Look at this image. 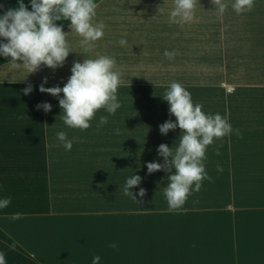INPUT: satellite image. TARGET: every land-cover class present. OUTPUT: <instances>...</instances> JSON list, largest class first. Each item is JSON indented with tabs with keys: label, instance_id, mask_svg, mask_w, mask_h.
<instances>
[{
	"label": "crops",
	"instance_id": "obj_1",
	"mask_svg": "<svg viewBox=\"0 0 264 264\" xmlns=\"http://www.w3.org/2000/svg\"><path fill=\"white\" fill-rule=\"evenodd\" d=\"M23 3L31 11L30 0ZM96 3V21L106 28L95 53L116 59L124 83L117 93L121 108L114 115L98 111L89 129H69L63 123L62 93L57 98L39 91L45 78L44 87L63 88L73 62L95 55L83 53L70 22H57L69 34L73 51L62 68L41 66L28 74L10 69L9 61L0 56V199H11L0 209V252L6 264H92L93 256L100 257V264H264V110L258 104L264 96L253 107L251 96L238 98L237 110L228 111V102L222 111L214 109V98H200L192 89L194 102L210 106L202 111L226 117L243 138L233 132L209 146L205 168L212 182L205 180L198 193L193 191L186 213H170L163 191L146 190L140 198V184L131 189L141 201L135 203L123 194L127 179L150 162L163 164L159 146L152 145L175 148L181 135L179 128L160 133L161 124L175 122L169 112L139 111L138 73L143 67L138 63V43L132 42L141 40L135 33L142 30L139 25L151 29L153 23H169L172 0ZM18 4L19 0H0V16ZM163 34L167 50L171 38ZM122 38L127 40L123 47L118 44ZM128 40L134 45L128 47ZM261 81L257 87L264 89ZM29 84L33 90L24 95ZM231 87L225 86L228 95ZM43 103L51 105L50 112L37 110ZM101 115L108 123L97 128ZM140 128L160 140L139 143ZM60 131L72 141L70 151L57 139ZM16 213L20 219H12Z\"/></svg>",
	"mask_w": 264,
	"mask_h": 264
},
{
	"label": "clouds",
	"instance_id": "obj_2",
	"mask_svg": "<svg viewBox=\"0 0 264 264\" xmlns=\"http://www.w3.org/2000/svg\"><path fill=\"white\" fill-rule=\"evenodd\" d=\"M31 11L19 0L18 8L8 9L0 16V56L5 57L10 69L24 70L28 74L36 73L41 66L56 70L62 68L71 50L66 34L58 21L70 22L71 33L77 35L79 46L83 53H95L97 44L105 35L106 25L96 21L98 4L96 0H30ZM199 0H172L169 12V23L181 27L195 22ZM214 5L217 16H223L229 7V0H210ZM200 4V3H199ZM255 0H233L231 8L238 14L251 12ZM160 10V8H159ZM120 46H126L127 40L120 39ZM164 56L169 60L175 56L174 52L165 50ZM28 76V75H27ZM123 71L118 68L114 57L107 54L95 53L92 58H85L83 62L75 61L71 67V76L63 88L54 86L44 87L47 78L39 86L41 93H47L59 98L62 109L63 123L69 129L80 131L91 127V121L100 110L108 115H114L121 108L118 102V88L122 86ZM25 80V79H24ZM32 85L23 89L24 95L32 92ZM168 102L169 115L174 116L159 126L162 135L169 131L181 130L178 146L169 148L166 144L159 145L157 151L163 158V164L148 163V174L158 171L168 173L169 183L163 188V195L167 201L170 213H186L185 204L193 191L199 192L203 181L212 182L205 168L207 150L214 141L222 140L235 132L238 138H243L239 129H233L229 120L220 114H206L203 106L195 103L188 90L178 82H171L162 96ZM51 111L49 103L37 105V110ZM108 123V117L101 115L97 128ZM118 131V130H117ZM57 139L65 150L72 149V141L67 139V133L60 131ZM219 155V149H215ZM175 173L172 174V170ZM219 170V169H218ZM139 175L127 179L123 194L129 196L139 204L131 189L141 183ZM140 198L146 195V190L140 188ZM11 204L10 198L0 199V209ZM16 213L12 219H20ZM112 249H117L115 243ZM34 255V254H33ZM0 264H6L4 253L0 252ZM92 264H100V257L93 256Z\"/></svg>",
	"mask_w": 264,
	"mask_h": 264
},
{
	"label": "rangeland",
	"instance_id": "obj_3",
	"mask_svg": "<svg viewBox=\"0 0 264 264\" xmlns=\"http://www.w3.org/2000/svg\"><path fill=\"white\" fill-rule=\"evenodd\" d=\"M232 2L229 0V7L221 17L216 15L210 0L200 1L195 22L184 27L153 23L149 25L151 30L139 25L142 30L135 33L138 32L136 34L141 40H132L138 43V63L140 69L143 67L138 73L139 111L160 115L169 112L168 102L162 96L173 81L183 85L189 92L196 90L200 98L207 97L208 101L214 98L217 101L214 102V109L222 111L226 110L228 102L232 104L228 111L237 110L238 98L244 101V97L251 96L253 107L259 96H264V89L257 87L261 80L264 81V0H255L253 10L240 15L231 8ZM159 11L161 17L162 10ZM163 33H169L171 38L167 48V51L175 53L171 60L164 56ZM198 35L201 39L195 40ZM128 41V47L134 45L131 40ZM226 85L232 86V94L225 92ZM258 104L260 110H264V97ZM259 108L255 107L254 111ZM202 110H210V106H203ZM143 132L146 130L140 128L139 143L160 140L156 139L154 133ZM151 136L154 140H149ZM138 170L142 178L140 188L163 191L167 187L169 174L165 171L148 174L147 168ZM174 173L175 169L172 170Z\"/></svg>",
	"mask_w": 264,
	"mask_h": 264
},
{
	"label": "bare ground",
	"instance_id": "obj_4",
	"mask_svg": "<svg viewBox=\"0 0 264 264\" xmlns=\"http://www.w3.org/2000/svg\"><path fill=\"white\" fill-rule=\"evenodd\" d=\"M120 139V138H119Z\"/></svg>",
	"mask_w": 264,
	"mask_h": 264
}]
</instances>
